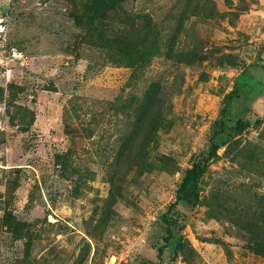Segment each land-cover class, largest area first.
I'll return each instance as SVG.
<instances>
[{
    "label": "rangeland",
    "instance_id": "374dc122",
    "mask_svg": "<svg viewBox=\"0 0 264 264\" xmlns=\"http://www.w3.org/2000/svg\"><path fill=\"white\" fill-rule=\"evenodd\" d=\"M78 2L0 0V264H107L128 248L126 264H264L226 219L227 197L264 196V0H125L124 30L117 8L106 32L146 27L154 38L133 68L82 42ZM237 76L225 123L251 112L260 124L218 151L200 203L176 206L181 221L158 257L161 215ZM150 84L163 102L143 114Z\"/></svg>",
    "mask_w": 264,
    "mask_h": 264
},
{
    "label": "trees",
    "instance_id": "16d2710c",
    "mask_svg": "<svg viewBox=\"0 0 264 264\" xmlns=\"http://www.w3.org/2000/svg\"><path fill=\"white\" fill-rule=\"evenodd\" d=\"M124 3L125 0H79L78 3L73 4L70 17L76 22L75 24L77 26L84 30L82 42L86 40L89 44L95 47L98 46V48L101 49H103V45H107V47H109L108 51L110 52V58L108 59L112 64L115 66L125 65L133 68L145 64V60L152 49L150 43L154 38L152 33L146 35V27L140 29L131 27L134 32L128 33L129 36L127 38H123V36L118 38L106 32V27L114 21L110 13L117 11V8L121 11L117 20L118 25L121 30H124L123 25L124 22L127 21L126 16L123 15ZM114 15L113 13L112 16ZM255 65H257V63L254 62L246 66L239 75L246 73L247 69ZM259 68L264 70V64H260ZM238 76L233 81V89L228 94L225 105L219 111L217 127L209 137L206 150L197 156L190 167L185 170L181 182L175 191L174 202L170 204L167 210L161 215L160 222L163 224L162 227L164 228L165 236L162 243L157 247L156 252L158 257L161 256L169 241L172 239L173 228L178 227L181 221L180 214L175 209L176 206L185 204L196 206L200 203V180L205 174L209 164L218 157V151L222 147H226L227 149L229 147V141H231L230 139L244 133L251 125L260 124V121L257 120L256 116L251 112H248L245 119L236 120L233 126L228 127L225 123L224 117L227 105L237 96L236 90L239 85L237 84ZM154 102H156V104H154ZM159 102H163V97L157 89V85L150 84L145 88L142 101L137 106L143 114H147L150 113L151 109L157 106ZM167 106L170 105L167 104ZM154 117L156 118L155 115ZM151 122L154 123V120L151 119ZM227 130L231 131V133H227V138L218 143L217 139ZM126 149L127 148H124L121 154H119V157L115 160L114 171L120 168L123 161L122 153ZM256 169L260 170L258 174L264 172V157L262 158V163L256 166ZM247 170L248 172L256 173L251 168ZM258 174L257 177L261 176ZM246 188L247 193H249L251 189L248 187V184H243L240 189L244 191ZM249 196L248 202L242 200L236 203L227 197V203H233L235 205L231 208H227L226 219H228L231 224L236 225V231L248 235L246 243H248L249 249L264 257V196L258 198L259 195L256 193ZM12 218L10 214H6L5 225L9 229H14L12 227L14 223L13 220H11ZM15 225L19 226V223H15ZM256 230H258V232Z\"/></svg>",
    "mask_w": 264,
    "mask_h": 264
},
{
    "label": "built area",
    "instance_id": "2783aa9c",
    "mask_svg": "<svg viewBox=\"0 0 264 264\" xmlns=\"http://www.w3.org/2000/svg\"><path fill=\"white\" fill-rule=\"evenodd\" d=\"M130 252H132V250H130V248L126 249L125 252L123 254H121L118 258L117 257H112L111 260L107 264H123V263H127L129 261L128 257H129V253Z\"/></svg>",
    "mask_w": 264,
    "mask_h": 264
}]
</instances>
